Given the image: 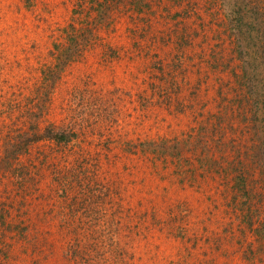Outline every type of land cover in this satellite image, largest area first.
Listing matches in <instances>:
<instances>
[{
    "label": "rangeland",
    "instance_id": "1",
    "mask_svg": "<svg viewBox=\"0 0 264 264\" xmlns=\"http://www.w3.org/2000/svg\"><path fill=\"white\" fill-rule=\"evenodd\" d=\"M133 2L0 0V264H264V14Z\"/></svg>",
    "mask_w": 264,
    "mask_h": 264
},
{
    "label": "trees",
    "instance_id": "2",
    "mask_svg": "<svg viewBox=\"0 0 264 264\" xmlns=\"http://www.w3.org/2000/svg\"><path fill=\"white\" fill-rule=\"evenodd\" d=\"M138 1L140 0H135V2L132 3H128L130 4L129 6H131V10H135V5L138 4ZM142 1V0H141ZM230 1V0H228ZM244 1V2H243ZM233 4V3H232ZM137 10V9H136ZM232 13H234V17L232 16V20L233 22H235V27L240 29V25H242V20L244 19V16H246V14H248V17L251 16L256 17L259 16L261 17V13L262 12L264 14V11H262L257 5L247 1V0H234V8H232ZM239 13H243L242 15H238ZM256 15V16H255ZM254 26V24H253ZM242 27V26H241ZM253 29V28H252ZM251 29V30H252ZM259 30V29H258ZM256 37L258 38L259 35H256ZM264 53V51L262 52ZM261 53V54H262ZM247 53H245L246 55ZM244 55V50H241L239 48L238 50V54L237 56L239 58H246ZM245 59L243 60V78L245 79V87H246V91L249 95L250 98V105H251V113H252V120H253V125L252 127L250 126V129H253L255 131V133L253 135L256 136V138H258V135H262L260 134V129L259 126L262 127L261 125H259V121L261 122V120H259V114L258 111L262 110L264 112V90H262L264 88L262 83H252L251 78H250V73H248L246 71V69L244 68L245 64ZM247 63V62H246ZM263 116V115H261ZM74 134L70 133L69 131H65V130H56V129H44V131L41 134H36L34 133V135H32L31 137H26L25 139V143L23 146H16L13 149V153L10 154V156L14 157L16 156V153L18 152H22L25 149V145H27V143L29 142H33V141H37L40 139H49L52 141H55L57 145H61V144H67L72 138H73ZM263 140L256 146V149H259V152L257 153L258 156V167H259V174H261L262 178H264V136L260 137ZM255 181V180H254ZM259 182L261 181L262 183H264V180H258ZM257 182V181H256ZM264 188V187H263ZM258 195H260V191L257 192ZM255 194V193H254ZM264 198V195L261 197ZM70 203H68L69 205ZM262 230L258 231L260 237L262 238V235H264V226H262Z\"/></svg>",
    "mask_w": 264,
    "mask_h": 264
}]
</instances>
